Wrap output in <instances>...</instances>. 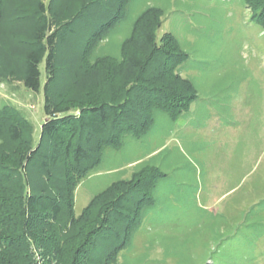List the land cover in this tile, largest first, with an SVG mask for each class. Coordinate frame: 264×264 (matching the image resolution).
<instances>
[{"label":"trees","instance_id":"obj_1","mask_svg":"<svg viewBox=\"0 0 264 264\" xmlns=\"http://www.w3.org/2000/svg\"><path fill=\"white\" fill-rule=\"evenodd\" d=\"M44 1L0 13L1 74L33 93L42 88L45 117L35 141L20 110L0 107V264H38L35 255L42 264H119L170 178L160 157L169 150L112 182L78 217L73 192L106 149L128 137L144 142L158 113L171 122L192 113L196 87L180 72L188 55L170 33L157 41L159 7L137 15L112 57L94 53L126 19L131 0H57L54 9ZM242 3L264 30V0Z\"/></svg>","mask_w":264,"mask_h":264},{"label":"rangeland","instance_id":"obj_2","mask_svg":"<svg viewBox=\"0 0 264 264\" xmlns=\"http://www.w3.org/2000/svg\"><path fill=\"white\" fill-rule=\"evenodd\" d=\"M44 4L54 9L58 2ZM28 6L34 7L29 0H0V13ZM153 6L164 10L156 39L170 33L178 40L188 55L181 78L194 83L198 98L190 116L179 120L183 128L171 129L179 151L160 155L170 178L158 188L155 210L143 219L133 245L119 252L118 262L203 264L211 259L215 264H264V30L251 21L242 0H131L126 19L94 55L117 57L137 15ZM135 50V45L127 48ZM43 102L42 88L28 91L19 79L8 80L0 71V107L5 103L20 110L32 123L35 141L45 119ZM169 123L158 113L151 143H126L124 153L105 158L102 168L142 155ZM102 162L94 172L102 170ZM225 170L228 184L221 189L227 182ZM88 177L74 189V217L110 180Z\"/></svg>","mask_w":264,"mask_h":264},{"label":"crops","instance_id":"obj_3","mask_svg":"<svg viewBox=\"0 0 264 264\" xmlns=\"http://www.w3.org/2000/svg\"><path fill=\"white\" fill-rule=\"evenodd\" d=\"M192 110H193V104L190 106L189 112L191 113ZM190 113H188V114H190ZM187 116H190V115H187ZM179 120H181V119H179ZM179 120L176 121V122H178V123H176V122H171L168 119V122H170L169 123V129L166 132L162 133V136H161L159 141H157L156 143H154V144L150 145L148 148H146L142 155L137 156V157L134 156L131 159L124 160L123 162H120V163H115V165L111 168H105L104 167L105 168L104 169L102 167L104 165V159L105 158H110V159L113 158L114 159L117 157V155L124 153V150L126 148V143L128 144L129 147H132L135 144H140V141L135 140V139H131L128 137L125 139V145H123L120 149H116V150L107 149V150H105L104 155L106 153L107 156L105 155V157H104V155H103V158H102L103 162L101 161L102 162V165H101L102 170L94 172L90 176H93V175L99 176L100 180H103L102 178H107L110 176V178H109L110 180L108 182V186H109L112 183L111 181L115 182L119 179L127 178L128 176H130L132 174V172L135 170V166L137 164L144 162V161H147L149 158H151L152 156L159 153V151L164 150V149L165 150L166 149L167 150H171V149L179 150L177 140L173 138L174 136H173V133L171 131V129L175 128V130H177L183 126V123H180L181 121H179ZM153 136H154V134H150V136L145 139V140H147L148 144L151 143ZM171 140L174 141L173 144L171 143ZM108 150H110V152ZM128 169H130V170H128ZM223 175L226 176L225 178L227 179L226 180L227 182L224 183L223 185H221V189L226 188L227 184H228V178H227L228 172L225 170ZM112 176H115V177H112ZM87 197H88V195H87ZM88 198H90V197H88ZM147 217H150V216L147 215Z\"/></svg>","mask_w":264,"mask_h":264}]
</instances>
